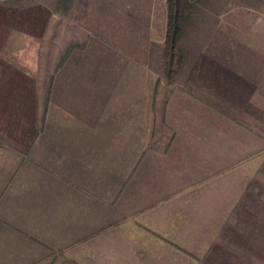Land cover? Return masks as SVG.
<instances>
[{
    "label": "crops",
    "instance_id": "1",
    "mask_svg": "<svg viewBox=\"0 0 264 264\" xmlns=\"http://www.w3.org/2000/svg\"><path fill=\"white\" fill-rule=\"evenodd\" d=\"M71 6L89 44L59 67L49 4L0 20V264H264V20L168 82L166 0Z\"/></svg>",
    "mask_w": 264,
    "mask_h": 264
},
{
    "label": "rangeland",
    "instance_id": "2",
    "mask_svg": "<svg viewBox=\"0 0 264 264\" xmlns=\"http://www.w3.org/2000/svg\"><path fill=\"white\" fill-rule=\"evenodd\" d=\"M38 2L52 8L42 49L54 50V64L59 67L71 51L84 49L89 44L90 34L69 18L73 0H0V20L20 19L21 9ZM166 8L168 45L165 51L154 52L152 64L158 70L159 79L168 82L179 80L174 74L182 65L176 57L184 54L185 47L198 49L208 33L214 29L219 31L228 20H264V0H166ZM176 22L182 26L176 34L179 40L172 37ZM5 27L0 25L2 29ZM172 70L174 74H170Z\"/></svg>",
    "mask_w": 264,
    "mask_h": 264
},
{
    "label": "trees",
    "instance_id": "3",
    "mask_svg": "<svg viewBox=\"0 0 264 264\" xmlns=\"http://www.w3.org/2000/svg\"><path fill=\"white\" fill-rule=\"evenodd\" d=\"M173 27H174V29H173L174 32L172 34V37L174 40H177L176 34L180 32L182 26H181L180 22H176Z\"/></svg>",
    "mask_w": 264,
    "mask_h": 264
}]
</instances>
